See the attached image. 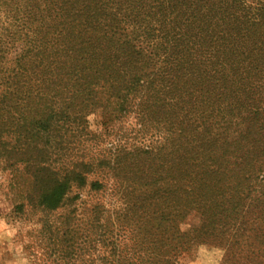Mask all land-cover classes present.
I'll use <instances>...</instances> for the list:
<instances>
[{
    "label": "trees",
    "instance_id": "trees-1",
    "mask_svg": "<svg viewBox=\"0 0 264 264\" xmlns=\"http://www.w3.org/2000/svg\"><path fill=\"white\" fill-rule=\"evenodd\" d=\"M0 5V173L44 264L264 262L239 246L264 244V0Z\"/></svg>",
    "mask_w": 264,
    "mask_h": 264
},
{
    "label": "rangeland",
    "instance_id": "rangeland-1",
    "mask_svg": "<svg viewBox=\"0 0 264 264\" xmlns=\"http://www.w3.org/2000/svg\"><path fill=\"white\" fill-rule=\"evenodd\" d=\"M2 7L0 5V28L4 21ZM13 183L10 175L0 173V264H44L39 249L33 244L32 233L39 228L35 219L24 221L20 216H12L14 206L20 201V191L13 187ZM262 228L264 230V208ZM262 236L260 240L264 239V233ZM259 243L249 239L247 243L240 241L239 246L251 245L254 249H261L264 256V244ZM223 256L224 250L217 245H200L185 264H220Z\"/></svg>",
    "mask_w": 264,
    "mask_h": 264
}]
</instances>
